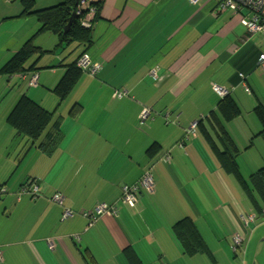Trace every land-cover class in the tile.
Listing matches in <instances>:
<instances>
[{"label":"crops","instance_id":"0c3cea01","mask_svg":"<svg viewBox=\"0 0 264 264\" xmlns=\"http://www.w3.org/2000/svg\"><path fill=\"white\" fill-rule=\"evenodd\" d=\"M62 1L34 0V7ZM232 12L218 10L216 0H104L86 46L41 31L42 21L24 15L20 0H0V70L31 38L39 47L26 62L33 69L0 74V111L7 100L9 124L0 123V135L8 127L6 133L25 139L13 159L11 152L0 154V264H133L130 255L139 264H239L233 237L253 241L263 230L254 226L249 233L243 226L241 215L256 212L253 203L199 127L193 139L179 144L191 122H206L217 108L219 85L241 109L224 122L240 151V174L248 178L264 165L256 114V106L264 105V35L249 32ZM65 44L75 46L71 55L62 51ZM83 52L99 64L97 74L81 72L59 96L56 85ZM34 73L37 84L31 83ZM117 90L126 95L116 97ZM23 95L50 115L36 138H24L8 121ZM145 108L151 115L142 119ZM57 120L56 142L43 147ZM148 168L155 172L153 190L141 188L133 207L124 203L122 187ZM32 181L40 193L17 198ZM57 192L63 205L52 200ZM100 202L118 211L88 226L84 214ZM65 209L72 215L64 218ZM184 217L194 220L209 253H185L174 231Z\"/></svg>","mask_w":264,"mask_h":264},{"label":"trees","instance_id":"16d2710c","mask_svg":"<svg viewBox=\"0 0 264 264\" xmlns=\"http://www.w3.org/2000/svg\"><path fill=\"white\" fill-rule=\"evenodd\" d=\"M20 1L23 5L24 15L36 14L38 19L42 21L41 31L48 30V32L57 34L61 41H77L86 46L92 41L93 25L96 20L101 17L104 4V0H63L57 5L36 9L34 7V0ZM216 6L218 7V0H216ZM91 10H93L92 13ZM73 12L77 13V17L73 20L68 31L64 32ZM85 20H88L91 25H83V21ZM38 48L39 47L34 44L33 38L28 40L26 44L4 64L0 70V74L20 73L33 69L35 67L34 64L27 67L26 62L38 51ZM67 66L66 72L54 89L59 96H66L77 77L83 72L77 66V61ZM240 113V107L232 95L228 94L222 97L217 108L212 110L210 114L205 117L206 122H204V119L198 120V127L202 136L208 140L213 148L224 170L232 173L243 185L256 211L249 213H254L257 216L258 222V217H264V165L253 172L248 178H244L239 172L236 161V156L240 151L224 125V122L233 120L238 117ZM256 114L262 124L261 135L264 136V105L256 106ZM49 120V113L27 95H23L19 99L8 117L9 123L16 130L31 138H36L44 132ZM59 123L60 120H57L46 132L42 141L43 147H48L56 142L58 134L60 133ZM218 138L221 141L222 147L218 144ZM246 229L249 230L248 228ZM174 231L185 253L190 255L196 253H209L208 247L191 217H184L175 223ZM235 254L241 255V252ZM130 258L133 264H139L136 258H133V256L131 257V255Z\"/></svg>","mask_w":264,"mask_h":264},{"label":"built area","instance_id":"2783aa9c","mask_svg":"<svg viewBox=\"0 0 264 264\" xmlns=\"http://www.w3.org/2000/svg\"><path fill=\"white\" fill-rule=\"evenodd\" d=\"M191 2H197L198 0H190ZM84 2V1H83ZM218 10H230L236 13L244 14L241 18L243 25L247 28V30L251 33H261L264 35V0H218ZM93 10H91L92 13ZM83 25L90 26L91 23L88 20L83 21ZM260 65L264 69V53L260 55ZM77 66L84 72L88 71L93 75L97 74L99 70V64L94 62L89 55V53L84 52L80 55L77 60ZM152 74H156V71L153 69ZM244 78V76H242ZM31 83L37 84L39 83V75L38 73H34L31 77ZM244 89L249 92L250 89L246 82H243ZM215 91L221 96L224 97L229 94V90L226 88H222L219 85L214 86ZM114 95L116 97H123L126 95V91L117 90ZM151 115V109L145 108L141 112L142 119H147ZM198 122L193 121L186 128L183 139L179 143L183 145L188 139L197 135ZM168 155H165L166 158ZM155 187V172L152 168H148L142 177L135 182L134 184H125L122 187V196L121 200L124 203H127L130 206H135L138 199V192L141 188H145L147 190H153ZM22 193H30L33 196H36L40 193V187L37 182H30L29 184H25L21 187L19 192L17 193V198ZM52 200L59 205H63L64 197L59 192L54 193L52 195ZM118 211L115 205H109L105 202H100L96 205L95 209L87 214H84L88 217V226L93 225L98 218L103 215H113ZM264 213V209H263ZM72 215V211L69 209H65L63 213V217L66 218ZM241 220L243 226L248 229H252L254 225L257 223V216L254 213H244L241 215ZM232 250L235 253L244 252V243L245 239L240 234H236L233 237L232 241Z\"/></svg>","mask_w":264,"mask_h":264},{"label":"rangeland","instance_id":"374dc122","mask_svg":"<svg viewBox=\"0 0 264 264\" xmlns=\"http://www.w3.org/2000/svg\"><path fill=\"white\" fill-rule=\"evenodd\" d=\"M233 14H235V13H233ZM243 15L244 14H238V17L242 18ZM240 21H241V19H240ZM74 48H75V46H68V44L67 45L65 44L64 47L62 48V51H65V54L69 55L70 52L74 50ZM37 56H38L37 54L32 56L31 59L28 60L27 64L31 63ZM84 72L93 76V74H91L88 71H84ZM3 92H5V91L0 88V96L3 94ZM2 101H3V99H2ZM6 101L7 100H5L1 104V111H0V123L3 125H4V123H7V119H6V121L4 119V116L7 115L6 114V108H7L6 107L7 106ZM10 127L13 129L12 126H10ZM6 129L10 130L8 127H5V130ZM5 130L3 131L4 134L2 135V137L0 135V140L3 141V145L0 146V154L6 155L8 152H11L12 154H11L10 158L13 159L14 155H15V153H14L15 148L18 149L19 146L21 147L25 139L21 140L22 137H17V136L14 138V135L12 134L13 132H7L6 133ZM17 132H19V131L17 130ZM22 135L24 136V138H27L26 135H24V134H22ZM18 138L21 140L20 142L18 141ZM191 139H193V137L188 139V141H190ZM3 160L4 159L0 160L2 162V164H3ZM2 164H0V169H2ZM5 168H7V165H5L4 169ZM21 170L22 169H20V171L17 173L18 175H20ZM0 173H1V171H0ZM4 173H6L5 170L2 172V174H4ZM258 222L256 223L254 228L262 226L263 230H261V232L256 237H255V235L253 236V238L255 237V239L253 241L251 239V237H252L251 235H253V232L250 235L251 237H247V239L244 243V248H243L244 252L243 253L241 252V255H240L241 258L240 259L237 258V260L234 259L236 261H239L238 262L239 264H264V217H262V216L258 217ZM249 233H250V230H249ZM232 243H231V246H232ZM231 249H232V247H231Z\"/></svg>","mask_w":264,"mask_h":264},{"label":"water","instance_id":"95a60500","mask_svg":"<svg viewBox=\"0 0 264 264\" xmlns=\"http://www.w3.org/2000/svg\"><path fill=\"white\" fill-rule=\"evenodd\" d=\"M76 17H77V14H76L75 12H73V13L71 14L70 21L68 22V24L66 25V27H65V29H64V32H67V31H68V29H69V28L71 27V25H72L73 20H74Z\"/></svg>","mask_w":264,"mask_h":264}]
</instances>
